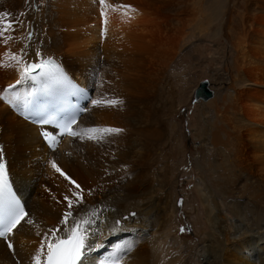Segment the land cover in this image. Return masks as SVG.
<instances>
[{"label": "bare ground", "instance_id": "6f19581e", "mask_svg": "<svg viewBox=\"0 0 264 264\" xmlns=\"http://www.w3.org/2000/svg\"><path fill=\"white\" fill-rule=\"evenodd\" d=\"M154 1L0 0V12L9 13L4 24L16 18L0 37V151L34 221H22L0 239V264H36V257L42 264L50 242L43 234L59 227L62 236L60 221L68 211L67 228L75 218L86 229L89 254L82 264H264V0L234 4L230 23L217 25L220 45L223 36L231 49L233 74L227 93L215 97L212 90L210 99L196 101L213 110L210 137L202 145L214 160L209 176L199 174L193 183L192 202L189 197L181 208L167 183L168 164L160 170L163 186L154 188L149 179L151 159L166 139L152 100L169 80L163 72L172 55L159 46L160 25H150L147 8ZM37 25L44 26L43 39L28 44L26 35ZM47 56L93 91L72 128L77 136L59 138L53 148L43 142L42 127L21 117L20 107L32 86L21 73L29 61ZM92 128L122 131L88 132ZM80 197L83 202L76 203ZM132 210L138 215L130 216ZM178 213L183 228H192L194 245L178 238Z\"/></svg>", "mask_w": 264, "mask_h": 264}, {"label": "rangeland", "instance_id": "374dc122", "mask_svg": "<svg viewBox=\"0 0 264 264\" xmlns=\"http://www.w3.org/2000/svg\"><path fill=\"white\" fill-rule=\"evenodd\" d=\"M177 1L155 0L147 8L151 17L150 25H160L159 46L165 49L168 47L172 54L169 67L163 72L169 80L165 85H159L157 95L152 100L154 109L158 111L156 118L160 117L165 125L166 139L165 147L155 151L153 158L155 161L151 159L153 164L150 167L149 179L154 188L158 184L163 186L162 180L166 175L160 170L168 164L167 183L173 189L172 196L177 208H181L183 203L187 204L189 197L192 202L190 193L193 183L199 174L206 177L211 172L214 160L211 152L202 145L206 138L208 141L211 133L207 126V123H212L213 118L211 104L203 101L196 103L192 95L199 82L204 79L209 81V88L215 91V97L227 93L225 84L233 74V60L230 46L222 39V34L221 40L224 43L222 42L223 45L219 43L217 25H228L227 23L231 21L228 16L229 9L234 4L238 7L243 6L244 0H179L178 3ZM42 31L44 26H34L30 31L29 40V33L26 35V42L40 44L44 36ZM216 48L221 50L219 57ZM66 57L68 60L69 57ZM68 61L74 68L75 65L71 63L70 58ZM19 135L22 136L20 130ZM209 179L213 181V178ZM157 194L160 198L163 197L161 191H157ZM130 214L138 215L136 210H132ZM175 220L178 238L185 237L192 245L197 243L192 228H183L184 218L181 217V213L177 214ZM191 221L193 227L194 221Z\"/></svg>", "mask_w": 264, "mask_h": 264}, {"label": "snow or ice", "instance_id": "6c2138e0", "mask_svg": "<svg viewBox=\"0 0 264 264\" xmlns=\"http://www.w3.org/2000/svg\"><path fill=\"white\" fill-rule=\"evenodd\" d=\"M100 4L104 3V0H99ZM103 15V13H101ZM9 13L0 12V37H3L4 33L11 28L12 23L16 22V18L13 17L12 21H9L6 25L4 24V18L7 17ZM29 37L31 33L29 32ZM11 38V37H9ZM23 52V49L21 50ZM26 55V53H24ZM37 56L40 54L37 53ZM15 58V57H14ZM50 66V67H49ZM36 69H44L42 75L45 77H55L59 75L63 77L59 65H56L52 60H46L41 63H30L21 73V80L31 77V73ZM20 80H17V83H20ZM12 87V86H9ZM94 104H99L101 101L94 100ZM110 105H115L117 103H123V101L110 100L107 101ZM47 122V121H45ZM76 123L75 119L68 121L63 127L68 129V134L75 137L77 133L71 131V125ZM122 129L118 128H92L88 129V132H99V133H119ZM43 136L47 137L49 133H42ZM102 137H89V139H101ZM51 167L59 173L61 176H64L66 180H69L77 188H80V185L76 181L72 180L54 161L50 162ZM6 166L3 162L2 151H0V238H6L7 234L12 231L13 228H16L20 225L21 221H24L27 225H33L34 221L28 217V213L23 212V209L20 208L19 200L16 198L15 194L12 193L11 187L6 179ZM74 196H80V193H73ZM68 201V208L71 209L73 206V201L69 199L66 195L64 197ZM83 198L80 197L76 203H82ZM19 209V211H18ZM134 215V214H133ZM4 217H7V222H5ZM72 217V212L68 211L62 215L60 224L64 225V232L62 236H58L57 232L60 231V228L56 229H47L43 234L44 240H49L48 243V261L47 264H77L79 261L82 264V257L85 254V250L88 248L86 244V236L84 232L86 229H81V222L73 218L71 229L67 228L68 218ZM117 224L119 221L116 222ZM183 231V229H181ZM51 233V236H49ZM40 235V233H37ZM9 249L13 248V244L9 241L7 243ZM40 251H43V240L41 242ZM36 264H40L39 257H36Z\"/></svg>", "mask_w": 264, "mask_h": 264}, {"label": "water", "instance_id": "95a60500", "mask_svg": "<svg viewBox=\"0 0 264 264\" xmlns=\"http://www.w3.org/2000/svg\"><path fill=\"white\" fill-rule=\"evenodd\" d=\"M210 97H212V91L208 87V81L204 79L200 81L198 86L195 88L193 101L196 102L198 98H201L202 100H207Z\"/></svg>", "mask_w": 264, "mask_h": 264}]
</instances>
